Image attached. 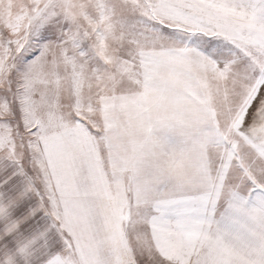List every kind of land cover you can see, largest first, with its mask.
Returning a JSON list of instances; mask_svg holds the SVG:
<instances>
[{
    "label": "snow or ice",
    "instance_id": "snow-or-ice-1",
    "mask_svg": "<svg viewBox=\"0 0 264 264\" xmlns=\"http://www.w3.org/2000/svg\"><path fill=\"white\" fill-rule=\"evenodd\" d=\"M0 264H264V0H0Z\"/></svg>",
    "mask_w": 264,
    "mask_h": 264
}]
</instances>
